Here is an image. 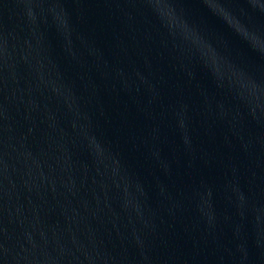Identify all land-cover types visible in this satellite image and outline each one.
I'll return each instance as SVG.
<instances>
[{
	"label": "water",
	"instance_id": "water-1",
	"mask_svg": "<svg viewBox=\"0 0 264 264\" xmlns=\"http://www.w3.org/2000/svg\"><path fill=\"white\" fill-rule=\"evenodd\" d=\"M0 264H192L105 139L36 0H0Z\"/></svg>",
	"mask_w": 264,
	"mask_h": 264
}]
</instances>
